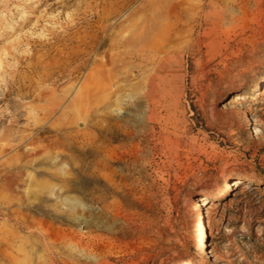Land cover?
Here are the masks:
<instances>
[{
  "label": "rangeland",
  "instance_id": "374dc122",
  "mask_svg": "<svg viewBox=\"0 0 264 264\" xmlns=\"http://www.w3.org/2000/svg\"><path fill=\"white\" fill-rule=\"evenodd\" d=\"M0 264H264V0H0Z\"/></svg>",
  "mask_w": 264,
  "mask_h": 264
},
{
  "label": "bare ground",
  "instance_id": "6f19581e",
  "mask_svg": "<svg viewBox=\"0 0 264 264\" xmlns=\"http://www.w3.org/2000/svg\"><path fill=\"white\" fill-rule=\"evenodd\" d=\"M143 50V49H142ZM141 50V51H142ZM143 53V52H142ZM140 55V54H139ZM80 124H82V122H80ZM232 183H234V184H236V185H240V184H243L244 183V181H241L240 180V178H237L234 182H232ZM204 199V198H203ZM206 199V198H205ZM207 202V200L205 201V203ZM211 203V200L209 201V202H207V204H210Z\"/></svg>",
  "mask_w": 264,
  "mask_h": 264
}]
</instances>
